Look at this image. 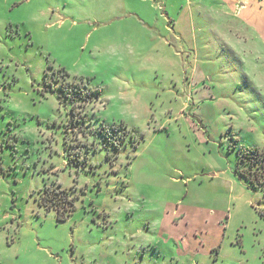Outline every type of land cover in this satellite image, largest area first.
<instances>
[{"label":"rangeland","instance_id":"374dc122","mask_svg":"<svg viewBox=\"0 0 264 264\" xmlns=\"http://www.w3.org/2000/svg\"><path fill=\"white\" fill-rule=\"evenodd\" d=\"M0 264H264V0H0Z\"/></svg>","mask_w":264,"mask_h":264},{"label":"trees","instance_id":"16d2710c","mask_svg":"<svg viewBox=\"0 0 264 264\" xmlns=\"http://www.w3.org/2000/svg\"><path fill=\"white\" fill-rule=\"evenodd\" d=\"M65 75H67L65 73ZM72 83L70 82H62L59 86H60V90L62 93H64L66 98H69V101L72 104V110L74 108V103L77 100H85V101H89V99H91L92 97H90L92 94V96L94 98H96V92L93 89H89L88 91H81V89H79V87L77 88V84H74L73 87H70ZM77 88V89H76ZM79 90V91H77ZM85 162V161H84ZM73 201V200H72ZM72 201H70V207L65 209L64 207H61L60 205H58L55 201V199L53 197H51L49 195V192H45L39 201V204L41 206H44L47 210H50L52 208L57 210V218L62 220L65 218L66 214H69L72 212L73 210V204ZM67 210V213L65 212Z\"/></svg>","mask_w":264,"mask_h":264}]
</instances>
